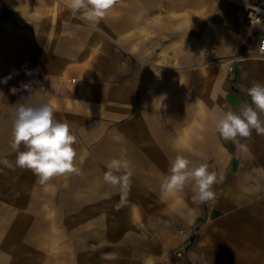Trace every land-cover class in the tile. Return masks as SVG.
Here are the masks:
<instances>
[{
	"label": "rangeland",
	"instance_id": "obj_1",
	"mask_svg": "<svg viewBox=\"0 0 264 264\" xmlns=\"http://www.w3.org/2000/svg\"><path fill=\"white\" fill-rule=\"evenodd\" d=\"M5 2L0 10V26L3 29L1 42L4 45L0 58L4 64H8V75L12 74V78L7 84L0 83L2 103L13 112L16 103L29 97L30 93L23 89L16 94L10 91L13 87L20 88L22 82H31L32 92H37L30 98L32 102L51 104L53 101L55 118L67 123L77 136V143L74 145L77 152L75 164L80 169V174L53 177L41 185L30 170L12 171L0 165V183L10 193L8 196H1L0 203L20 205L22 209L18 214L23 219L29 218L30 222L34 220L37 226L33 236L11 235L8 233L11 219L8 221L5 216L7 213L0 210V250L20 252L22 258L14 260L18 264H79L82 251L87 253L88 264H111L114 259H130L135 264H143L146 253L155 257L166 251L173 234L181 228L171 224L175 221V213L166 209L161 196L156 193L160 179L150 170L157 159L152 156L155 146L171 137L175 140L176 132H165L163 136L161 131H150L148 140L134 145L133 155L130 156L128 145L138 133L134 127L145 126L146 111L151 114L159 111V106H175L182 91L187 92L191 88L193 75L199 73L208 79L214 74L212 68L220 70L221 61L226 55L245 56L243 53L251 46L252 40L247 35L233 41L235 34L229 28L228 9L225 5L211 15L209 36L208 26H205L209 42L203 41L200 32L189 34L185 41L187 43L184 44L181 30L173 26L172 17L163 10L176 6V3L171 4V0H118L108 16L95 26L80 19L79 14L73 15L64 0ZM14 4L19 7L20 14L14 10ZM61 4H64L63 12L57 9ZM32 7L34 15L27 9ZM142 12L150 15L144 23L143 19L141 24L140 19L130 18ZM154 19L157 22H153ZM241 21L242 17L238 20L242 27ZM140 24L152 32L149 37H144L139 31L137 27ZM84 27L90 30V34L84 35L85 37L81 34V28ZM130 27L132 30L129 32ZM258 27H264V24ZM97 30L103 35L98 53L103 50L105 58L96 63L99 75L93 77L96 86L93 107L88 109L87 106H79L80 115L77 119H72V104H65L56 92L53 83L55 73L50 66L56 71L59 88L72 92L77 100V75H71L75 81H69L70 87H61L59 84L58 63L64 61L65 56L59 48L60 45L70 44L75 53H79L86 38H89V42H95V35L91 31ZM180 39L183 43L180 45L179 55L184 66L174 67V42ZM158 44L164 49L162 53H159ZM197 44L201 54L198 62H193V58L188 59V55L192 56L193 46ZM224 49L227 52L220 54V50ZM197 63H201L202 68H197ZM234 64H238L237 74L240 73L249 87L254 82L264 84V60L246 59ZM245 67L255 71H243ZM26 70L35 71L32 75H26ZM162 80L166 83H161ZM162 85L168 87L165 95L164 91L162 94L159 91ZM151 87L152 97L149 96L147 100L146 91ZM89 89L83 100H86ZM166 90L167 88L165 92ZM162 97L169 98L167 103L165 99L164 105L161 104ZM10 140L11 138L2 155H8L14 161L15 153L10 149ZM146 146L150 156L145 168V164L140 163L145 160L144 154L138 152H145ZM122 156L132 162L133 177L127 202L117 209L120 194L103 181V174L107 170L108 161ZM76 204H83L87 209L77 210ZM132 204L137 209H133V218L138 220L140 217L146 230H142L141 225L127 216V209ZM29 205H34L35 210H27ZM82 218L87 225H82ZM167 219L170 220L168 224ZM51 223L56 228L51 229ZM113 228L118 229L116 234L112 233ZM127 236L132 238L129 243L125 241ZM144 238L148 245L142 243Z\"/></svg>",
	"mask_w": 264,
	"mask_h": 264
},
{
	"label": "crops",
	"instance_id": "obj_2",
	"mask_svg": "<svg viewBox=\"0 0 264 264\" xmlns=\"http://www.w3.org/2000/svg\"><path fill=\"white\" fill-rule=\"evenodd\" d=\"M154 1L163 2L164 0ZM204 1L171 0V4L176 3V6L163 9L166 14L172 17L173 26L181 30L180 34L184 44L187 43L185 41L189 34L195 35L197 33L200 34V32L203 41L205 43L209 42L208 36L210 35V22L212 21L211 15L213 13L208 9L202 17L196 11L202 3H205ZM4 3H6L5 0H0V10ZM184 9L188 10V17L182 14ZM130 18L140 19L139 22L142 24V19L144 23L146 19L150 18V15L147 16L146 13L142 12L138 15H132ZM156 19L153 22H157ZM228 19L230 25H232L233 20L229 17V14ZM141 24L137 28H139V31H143L140 32L144 33V37H149L148 35L152 34V32L146 30L144 25ZM206 25L208 26V36L204 30ZM130 30H132L131 27L128 31L130 32ZM89 31L85 27L81 28L82 36L89 35ZM128 31H125V33ZM2 33L3 29L0 26V52L4 49V45L1 42ZM91 33L95 35V42H89V38H86L87 41H83L84 43H82L79 53H75L70 44L60 45L61 48H59L66 54L63 58L70 56L72 53L75 56L80 55L81 59L92 49L96 48V54L90 61L91 68L88 69L87 73V82L90 89L86 100L79 102L72 92L59 88L56 81V71L50 66L55 73L53 83L56 87V92L63 98L65 104H72V119H77L80 115L79 106H87L88 109L93 107L94 89L96 87L93 77L99 75L96 63H100L105 58L103 50L98 53L99 44L103 42L102 32L97 30L91 31ZM243 38V36L238 38L234 36L233 41ZM182 39L174 42L172 54L174 67L184 66L179 55L181 53L180 45L183 43H181ZM5 47L8 48V45H5ZM158 49L159 53L164 51L159 44ZM200 50L198 44L193 46L192 56L188 55V59L192 57L193 62H196L201 54ZM226 52V49L220 50V54H225ZM233 55L235 54L226 55L222 59L220 70H218L219 68H212L214 72L212 77L207 79L199 73L193 75L191 88L187 92L185 91L186 93L182 91V96L177 98L175 106L166 108L159 106L160 110L151 114L146 111L145 126L135 125L134 127V129L138 130V133L134 136V141L128 145L127 151L130 156L133 155L134 145L148 140L150 131H161L163 136H165V132H176L175 140L172 137L168 138L166 142L155 146L153 151L155 155L153 154L152 156L157 159L153 162L154 165L150 171L152 174L155 173V177L160 179V184L163 176L169 174L171 161L177 155H182L189 159L193 165L207 163L209 171H216L224 176L222 182L213 185V190L216 193L214 203L209 202L202 205L194 203L192 200L194 192L191 185L186 186L182 192L174 193L166 199L160 197L165 203L166 209H170L175 213V221L171 224L181 228V230L173 234V238L166 246V251H162L155 257L146 253L143 264H264V136L256 135L255 131H253L250 138L240 139V143L245 144L248 148L247 152H242L236 143L223 140L215 130V117L219 114V111L231 109L234 112H239L245 104L255 108L251 97L247 94L249 86L242 80L240 73L237 74L238 64H234L232 70L228 71L230 64L227 59ZM234 62H239V60ZM195 66L202 68L201 63H197ZM243 71L249 73L254 72L255 69L252 70L245 67ZM7 76L8 64H4L0 58V80ZM161 83L165 84L166 82L162 80ZM204 83L206 84L203 85ZM164 87L167 88L166 92ZM159 91L161 94L164 91L165 95V93H168V87L162 85ZM146 92V98L149 100V96L152 97L153 87ZM167 99L169 98L162 97L161 104L167 103ZM2 100L3 96L0 92V157L6 156L9 159L8 155H2V151L9 145V138H11L13 112H10L3 105ZM52 102L51 104L54 106V102ZM260 115L264 116V114ZM261 119L264 120V118ZM146 149L145 152H138L139 154H144L145 160L140 163L145 164V168L148 165V157L150 156L148 146H146ZM1 184L0 197L8 196L10 194L9 190L2 188ZM156 193L160 195V185ZM76 207L80 211L87 209L83 204L79 206L76 204ZM134 208L136 209L133 204L128 207L127 216L131 220L136 221L138 225H141L142 230H146V225L140 221V217L138 220L133 218ZM21 209L20 205L18 206L16 203H0V210L7 213L5 215L7 220L11 219L8 233L11 235L23 234L22 237L25 234L33 236L37 228L35 226L36 222L34 220L30 222L29 218L23 219L18 214ZM27 210L34 211L35 206L29 205ZM166 222L168 224L170 220L167 219ZM83 224L87 225V222L84 221L83 223L82 218ZM21 227L23 230H21ZM50 227L52 229L55 225L51 223ZM111 231L116 234L118 229L113 228ZM129 237L127 236L125 239L128 243L132 240ZM145 239H142V243L148 245ZM177 250L181 251L180 255L175 253ZM21 258L22 255L18 251L0 250V264H18L14 260ZM79 258V264H88L87 253L80 252ZM111 264H135V262L130 259L127 261L114 259Z\"/></svg>",
	"mask_w": 264,
	"mask_h": 264
},
{
	"label": "clouds",
	"instance_id": "obj_3",
	"mask_svg": "<svg viewBox=\"0 0 264 264\" xmlns=\"http://www.w3.org/2000/svg\"><path fill=\"white\" fill-rule=\"evenodd\" d=\"M118 0H66V6L73 15H78L95 26L106 18ZM264 58V40L260 41L258 54L253 59ZM35 70H26V75H32ZM12 74L0 80L7 84ZM47 78V77H46ZM21 89L30 93L29 97L22 98L14 106L12 113V133L10 149L15 153V160L6 156L0 157V165L15 171L16 169L30 170L41 185L46 184L53 177L67 174H80L75 164L77 156L74 145L77 136L73 134L67 123L58 121L55 108L47 102H32L31 82L21 83L20 88L10 89L16 94ZM252 104H245L239 112L231 109L219 111L215 117V130L225 141L236 143L242 152H247L245 144L240 139L250 138L255 131L256 135L264 136V120L258 113L264 114V84L254 82L247 88ZM23 146V150H21ZM103 181L113 189L118 190L120 201L116 205L119 209L127 202V196L132 186V162L126 157L113 158L106 164ZM2 170V169H0ZM224 176L216 171H209L207 163L193 165L182 155H177L171 161L169 174L164 175L160 184L162 199L182 192L186 186L191 185L194 195L192 200L198 205L215 202L216 193L213 185L222 182Z\"/></svg>",
	"mask_w": 264,
	"mask_h": 264
},
{
	"label": "bare ground",
	"instance_id": "obj_4",
	"mask_svg": "<svg viewBox=\"0 0 264 264\" xmlns=\"http://www.w3.org/2000/svg\"><path fill=\"white\" fill-rule=\"evenodd\" d=\"M64 1L66 2V0H64ZM204 2L205 3H202L200 5V7L198 9H196V11L202 17L208 11V9H210L213 14H216L219 11V9L221 8V6L225 5L226 8L228 9L227 11H228L229 17H231V19L233 20L232 21V25H230V30L235 34V37H237V38L241 37V36L244 37V36L249 34L248 31H250L251 28H247V30H245V28L242 26L244 28L243 29L240 26V24L238 23V20H241V17L243 19V16H242L243 15V11H242L243 9H241L239 7L235 8L232 5L234 3H231V2H228V1H225V0H205ZM235 5H238V4H235ZM46 6H47V4H46ZM238 6H240V5H238ZM13 7H14V10H16L17 13L20 14L19 7L17 5H15V4L13 5ZM25 7H27V6L25 5ZM29 7H31V6H29ZM32 8H27V9H29V11L34 15L35 14L34 8L33 9ZM63 8H64V4H61V5H59V7L57 9L59 11H62ZM43 13L46 14L47 12H43ZM59 14H61V12ZM182 14H184V16L188 17L189 12H188V10L184 9ZM181 19L183 20V18H181ZM178 21H180V20H178ZM259 25L260 24H254L253 27H258ZM86 32H88V31H86ZM141 32H143V31H141ZM206 39H207V37H206ZM68 51H69V48H68ZM95 54H96V48L92 49L82 59H81L80 55L75 56V55H72V53H71L70 56H68L66 58H63L64 61L62 60V61H60L58 63L59 65H58V68H57V70H58L57 73H58V75L60 77L59 78L60 79L59 84H60L61 87L68 88V87L71 86L70 83H69V81L71 80V82H72V79H73L71 75H77L79 77L78 78V84H77V87H76L77 101H82L84 96L87 93V90L89 89V87L87 86V80H88L87 73H88V69L91 68L90 61L95 56ZM246 59H250V58H245V56L233 55L230 58H228L227 61L231 65L236 60H240L241 61V60H246ZM230 65H229V67H230ZM73 81H75V79H73Z\"/></svg>",
	"mask_w": 264,
	"mask_h": 264
},
{
	"label": "built area",
	"instance_id": "obj_5",
	"mask_svg": "<svg viewBox=\"0 0 264 264\" xmlns=\"http://www.w3.org/2000/svg\"><path fill=\"white\" fill-rule=\"evenodd\" d=\"M234 4H238L243 8L242 26L247 30L251 28L248 34L252 40L251 46L244 51L245 58L253 59L258 54L259 44L264 40V27H253L254 24H264V0H225ZM257 60H264L257 59ZM233 68V63L230 65L228 71ZM73 81V79H72ZM177 255L181 254L180 250L175 252Z\"/></svg>",
	"mask_w": 264,
	"mask_h": 264
}]
</instances>
